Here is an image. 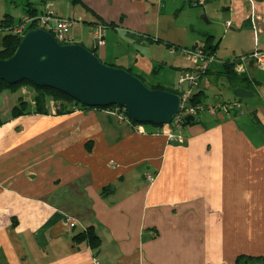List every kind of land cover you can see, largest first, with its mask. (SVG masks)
Listing matches in <instances>:
<instances>
[{
    "label": "crops",
    "instance_id": "0c3cea01",
    "mask_svg": "<svg viewBox=\"0 0 264 264\" xmlns=\"http://www.w3.org/2000/svg\"><path fill=\"white\" fill-rule=\"evenodd\" d=\"M45 1L0 0V23H18L26 4L41 14ZM52 1L58 16L76 21L69 29L74 44L150 87L177 90L180 72L194 66L181 49H204L208 37L216 49L205 51L223 64L253 52L252 8L264 50V0H206L200 10L194 0ZM100 26L105 44L97 47ZM6 33L0 29V49ZM222 63L201 84L203 103L240 109L231 116L204 112L180 131L183 144L169 140V127L134 126L115 109L12 117L16 103L2 94L0 264H235L242 255L264 257V105L235 95L243 89L254 98L264 85L255 69L264 68L245 65L250 91L230 83ZM90 227L95 248L77 239Z\"/></svg>",
    "mask_w": 264,
    "mask_h": 264
},
{
    "label": "water",
    "instance_id": "95a60500",
    "mask_svg": "<svg viewBox=\"0 0 264 264\" xmlns=\"http://www.w3.org/2000/svg\"><path fill=\"white\" fill-rule=\"evenodd\" d=\"M24 80L58 90L89 108L120 106L129 120L141 125H169L182 106L180 94L152 89L128 70L104 63L84 45H62L41 28L29 30L14 53L0 59V81L15 85ZM235 95L242 99L253 93L237 89ZM194 121V116L186 118Z\"/></svg>",
    "mask_w": 264,
    "mask_h": 264
},
{
    "label": "built area",
    "instance_id": "2783aa9c",
    "mask_svg": "<svg viewBox=\"0 0 264 264\" xmlns=\"http://www.w3.org/2000/svg\"><path fill=\"white\" fill-rule=\"evenodd\" d=\"M250 4L253 5V0H248ZM193 4L195 6L204 7L206 0H194ZM257 17L252 8L250 15V20L256 34V48L249 55L242 56L236 60L230 62L235 65V69L238 73H242L245 65L252 61L256 65L264 68V50L258 48V29L256 25ZM76 23L75 20L70 18H62L58 16L54 9V3L52 0H46L43 4V10L41 14L30 15L25 14L22 19L12 26L0 28L7 33H12L16 36L22 38L29 30L41 28L50 34H52L56 40L62 45L74 44V37L69 34V29ZM232 23L228 21L226 23L227 27H230ZM106 27L100 26L95 34L96 40L99 45L105 44V32ZM182 54L190 61L194 62V66L191 69L184 70L180 72L177 79V91L182 97V106L179 113L174 117L173 121L169 125L168 138L172 142L179 144L184 143V138L181 134V130L184 128L186 118L189 116H194L204 112H222L227 116L234 114L235 110L240 109V104L238 103H213V104H192L191 99L193 95L201 88L203 80H206L208 72L212 67L220 64V62L214 55L208 54L203 48H183L181 49ZM223 64V63H222ZM52 103H55L52 101ZM74 111H78L79 108H73ZM116 113L119 117L125 121L130 122L126 110L116 109ZM140 126V125H139ZM152 179V177H149ZM65 224L67 227L71 228L75 225V221L71 217L65 219ZM93 264H103L100 261H94Z\"/></svg>",
    "mask_w": 264,
    "mask_h": 264
},
{
    "label": "trees",
    "instance_id": "16d2710c",
    "mask_svg": "<svg viewBox=\"0 0 264 264\" xmlns=\"http://www.w3.org/2000/svg\"><path fill=\"white\" fill-rule=\"evenodd\" d=\"M44 4V3H43ZM26 11L27 14L30 15H36L37 10L36 9H32V5L31 4H26ZM12 26V23L6 19L5 21H3L2 23H0V28H5V27H9ZM112 26V24L108 25ZM21 38L19 36H16L12 33H6V35L3 38V42H2V48L0 49V59H5L10 57L15 49L17 48L19 42H20ZM212 42V37H208V41L207 44L204 48V50H206L207 52H210L213 54V52L216 49V46L211 45ZM94 54L95 52L92 51ZM112 66V65H110ZM223 66L225 67V76L227 78V80L232 83L235 87L238 86H243L245 89H248L250 91H254V86L251 84V81L248 80V78L245 75H242V73H238L235 69V65L227 62L224 63ZM212 71V69L208 72V74ZM131 73V72H130ZM22 85H29L34 93V102L33 104H29L27 101L24 100V98H21L18 100V104H16L14 106V108L11 111V115L12 117H19L22 115H27V114H31V113H38V114H49L50 109H49V105H50V101H54L58 106L60 105V109H57L58 114H67V113H71L73 112V108L77 107V108H84V109H89V107H86L84 105L79 104L78 102H76L75 100H73L70 96H68L67 94H64L58 90L52 89V88H47V87H37L35 86L33 83L24 80L18 84L12 85L9 84L5 81H0V95L3 92H16L17 90L20 89V87ZM152 89H162V90H167L170 92H174L178 94V91L175 89H166L164 87H150ZM200 90V89H199ZM198 90V91H199ZM196 92L192 99H191V103L196 105V104H203V100H202V95H203V91H199ZM237 100H241L240 98H237ZM208 104V103H206ZM100 109H120L123 110L124 108L120 107V106H110V107H106V108H100ZM4 121L2 119H0V125H2ZM196 122V118L194 122H185L184 127L186 125H191L194 124ZM130 123L134 126H138L141 124H138L134 121H130ZM146 125V124H144ZM153 125L155 127H163V126H157L154 124H150ZM77 239L80 240H87L92 247H97L98 244V237L96 235V232L94 230L93 227L88 228L85 232L79 234L77 236ZM235 264H264V257H253V256H239L236 259Z\"/></svg>",
    "mask_w": 264,
    "mask_h": 264
},
{
    "label": "rangeland",
    "instance_id": "374dc122",
    "mask_svg": "<svg viewBox=\"0 0 264 264\" xmlns=\"http://www.w3.org/2000/svg\"><path fill=\"white\" fill-rule=\"evenodd\" d=\"M198 7H199V10L203 8L202 6H198ZM201 25H202V23H201ZM109 43H110V40H109ZM251 45H252V41H251ZM255 72H256L257 77L259 79H263V77H264V69L256 68L255 69ZM164 74H165V77H166L167 80L170 79L172 81L173 75H172V73L170 71H167L166 70L164 72ZM146 83H145V85L148 86V87H150L149 81L146 82ZM226 87H228V86H226ZM5 92L1 93L0 99H1L2 96H4L2 94H4ZM223 92H224V95H225L226 92H227V88L226 89H223ZM6 94H8L7 96H9L8 99L9 100L11 99L12 103L15 102L16 104H18V100L19 99L24 98V100L27 101L31 105V104H33L34 98H35L34 97L35 95L33 93V90H32V88L29 85H22L20 87V89L17 90L16 92H14V93L13 92H6ZM7 100H6V104L9 102V101L7 102ZM245 100L247 102L257 103V105H259V104L264 105V85L262 87H260V91H258V94H256V96L254 98H245ZM209 104H212V103H209ZM60 107H61L60 105L58 106L56 103H52V100H51L50 101V105H49V109H50V112L49 113L54 112L55 114H58L57 109H60ZM5 108H8V106L6 105ZM52 110H54V111H52ZM1 113L4 114V111H2ZM202 116H203V113L197 115L196 116V119H200ZM0 119H1V117H0Z\"/></svg>",
    "mask_w": 264,
    "mask_h": 264
}]
</instances>
